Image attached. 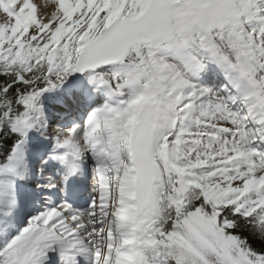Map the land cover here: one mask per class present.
Masks as SVG:
<instances>
[{
  "label": "snow or ice",
  "instance_id": "obj_1",
  "mask_svg": "<svg viewBox=\"0 0 264 264\" xmlns=\"http://www.w3.org/2000/svg\"><path fill=\"white\" fill-rule=\"evenodd\" d=\"M0 264H264V0H0Z\"/></svg>",
  "mask_w": 264,
  "mask_h": 264
}]
</instances>
